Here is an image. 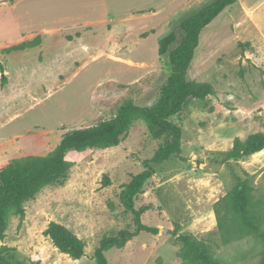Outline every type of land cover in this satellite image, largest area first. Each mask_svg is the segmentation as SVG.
Listing matches in <instances>:
<instances>
[{"label":"rangeland","instance_id":"1","mask_svg":"<svg viewBox=\"0 0 264 264\" xmlns=\"http://www.w3.org/2000/svg\"><path fill=\"white\" fill-rule=\"evenodd\" d=\"M208 1L0 0V167L47 153L65 130L108 119L126 101L154 104L170 72L157 53L159 38ZM35 36L38 45L5 51ZM187 75L210 83L214 94L172 117L182 129L180 153L150 163L153 173L134 197L133 207L144 208L141 222L157 232L105 249L108 264H181L177 235L184 232L203 240L221 263L259 264L261 242L239 236L215 208L235 183L232 172L247 174L264 229V148L226 163L213 156L235 137L264 133V0H237L206 25ZM156 148L136 120L117 145L73 154L63 179L25 201L23 217L8 216L0 245L15 248L13 260L21 264H97L99 239L133 228L121 186ZM50 221L83 241L80 258L43 235Z\"/></svg>","mask_w":264,"mask_h":264},{"label":"trees","instance_id":"2","mask_svg":"<svg viewBox=\"0 0 264 264\" xmlns=\"http://www.w3.org/2000/svg\"><path fill=\"white\" fill-rule=\"evenodd\" d=\"M236 1L210 0L183 16L159 38L157 53L166 58L170 72L154 104L145 106L126 101L108 119L65 130L57 144L47 153L12 158L0 167V239L5 235L8 216L13 213L23 217L25 201L34 197L43 187L63 179L75 163L73 154L117 145L136 120L144 122L149 137L157 141V148L153 157L144 161L145 168L132 175L129 181L121 186L119 199L124 209L132 213L133 228H122L114 234L102 236L94 250L96 263L108 264L104 256L105 249L122 248L142 231L157 232L156 227L141 222L140 215L144 208L133 207L134 197L153 173L150 163H158L180 153L182 129L172 117L187 110L193 99L202 101L214 94L210 83L191 80L187 73L198 46L201 30ZM39 41V36H35L5 48V51L33 47L38 45ZM263 148L264 133L253 132L244 139L235 137L230 148L216 153L213 160L226 163L259 152ZM232 173L235 183L216 202L215 213L218 216L220 209H223L239 236H255L261 242L259 264H264V229L254 208L253 187L247 174L241 176ZM103 182H108L106 175ZM42 233L59 252L73 259L83 255V241L66 226L50 221ZM177 239L180 244L178 255L181 264H228L217 261L203 240L191 233H180ZM14 251L13 247L0 245V264H21L13 260Z\"/></svg>","mask_w":264,"mask_h":264}]
</instances>
